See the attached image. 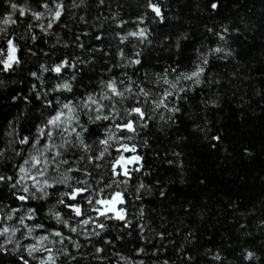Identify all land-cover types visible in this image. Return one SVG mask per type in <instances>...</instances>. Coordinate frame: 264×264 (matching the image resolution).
<instances>
[{
  "label": "snow or ice",
  "instance_id": "1",
  "mask_svg": "<svg viewBox=\"0 0 264 264\" xmlns=\"http://www.w3.org/2000/svg\"><path fill=\"white\" fill-rule=\"evenodd\" d=\"M3 3L7 7L0 14V22L6 26L0 28V85H4V77L10 78L22 70L26 63L24 52L31 57L48 59L38 61L35 68L27 72L34 81L30 85L33 97L24 96L23 100L28 104L32 99L38 101V115L30 117V126L23 130L18 127L23 114L15 121H9L11 130L5 133L9 139L0 148V192L6 190L12 198L6 203L0 196V257L10 256L15 264H58V257L63 258L60 264L73 261L79 264L78 256L86 254L80 252L81 244L72 234L83 236L89 244L97 237L101 245H112V240L103 237L102 233L112 226L110 221L120 228L133 225L128 212V205L133 201L140 202L136 205V228L141 239L147 242L144 233L152 230L151 218L143 202L151 195L166 200L167 192L163 187H156L160 185L159 180L155 184H146L139 178L150 173L144 170V156L139 152L137 141L148 147V136L156 127L153 114L167 112L169 115L161 114L160 120L165 125L174 124L177 114L182 111L179 101L187 100L188 94L197 88L203 90L204 85L222 83L218 75L209 74L210 56L226 61L235 59L239 53L221 46L209 48L207 53L196 49V62L189 70L180 71L181 43L177 40L174 45L169 44L170 37L166 36L159 47L166 51L174 47L177 60L160 73H150L147 67L154 59L150 50L153 41L146 27L116 32L119 44L125 47H117L113 54L97 45L89 47L81 40V36H91L92 40L102 42V30L95 34L82 30L79 34L74 33L70 42L54 32V25H63L70 31L64 17H71L70 9L82 5L89 7L86 0H79V3L72 0L71 4L66 0H29L26 5L17 0H3ZM94 4L99 10L111 7L109 0H94ZM142 6L146 11L137 17L140 24L145 23L149 12L154 22H165L167 17L159 0H146ZM223 6V0H208L207 10L210 14L219 13ZM21 17L25 19L21 20ZM42 18H46V23H39ZM79 21L88 25L85 16H80ZM125 23L120 20L116 28L122 29ZM12 26H23L25 31H9ZM37 28L39 33L35 31ZM207 31L224 43L233 34H241L238 25H221L219 31L207 27ZM53 35L56 36L55 43L48 45ZM129 38H134L135 42ZM42 45H48L49 50L45 51ZM58 50L62 54L57 58ZM155 59L158 62L164 57L157 53ZM97 63L100 68L96 80L88 76L85 83L87 72L97 71ZM17 99L12 95L13 101ZM211 105L215 106V101H211ZM211 140L218 144L222 137L212 135ZM212 146L216 147V144ZM244 151L251 155L249 149ZM173 155L180 157L182 153L174 152ZM166 162L170 166L183 167L182 161L169 159ZM182 207L185 215H192L191 205ZM45 208L47 210L41 216ZM52 220L55 225L50 223ZM246 227L240 224V228ZM258 227L264 229V218ZM64 228L69 234H65ZM156 235L164 241L168 233L165 230ZM187 235L192 236V233ZM65 240L75 253L64 246ZM57 243L62 247L54 252L49 245ZM92 247L94 253L87 255L103 261L105 248ZM145 252V247L136 249L137 255ZM116 255L120 260L128 259L119 253ZM254 256L252 250L245 249V260L252 261ZM192 259L191 255L187 257L188 261ZM212 259L222 261V256L216 252Z\"/></svg>",
  "mask_w": 264,
  "mask_h": 264
},
{
  "label": "trees",
  "instance_id": "2",
  "mask_svg": "<svg viewBox=\"0 0 264 264\" xmlns=\"http://www.w3.org/2000/svg\"><path fill=\"white\" fill-rule=\"evenodd\" d=\"M17 2L26 5L29 0ZM66 2L71 4L72 0ZM159 2L163 4L162 10L167 17L164 23L154 22L150 12L145 23H139L137 17L146 11L142 6L146 0H109L110 9L106 7L103 10L95 7L94 0H86L89 7L82 5L70 9L71 17H64L70 31L63 25H54V32L69 42L73 40L74 33L79 34L82 30L93 34L102 30V42L92 40L91 36H81V40L89 47L97 45L113 54L117 47H125L119 44L116 32L148 28L153 41L150 50L154 57L147 67L150 73H160L177 60L174 47L171 51L159 47L166 36L170 37L169 44L174 45L177 40L181 43L178 54L180 71L189 70L196 62V49L207 53L209 48L221 46L239 53L235 59L226 61L210 56L209 74L218 75L222 83L204 85L203 90L197 88L188 94L187 100L179 101L182 111L177 114L174 124L165 125L160 120L161 114L165 117L169 115L167 112L153 114L156 127L148 136V147L137 141L139 152L144 156V170L150 173L139 178L146 184H155L159 180L160 185L156 187H163L167 192L166 200L158 195L145 197L143 205L148 210L152 229L144 233L147 242L141 239L136 228V205L140 202L133 201L128 205L133 225L120 228L116 222L110 221L108 223L112 226L102 233L103 237L112 240V245H101L97 237H93L89 244L83 236L72 234L73 239L81 244L80 252L86 254L78 256L79 264H139L141 260L144 264H164L165 260L168 264H264V229L258 227L264 218V0H223L224 6L219 13L212 14L207 10L208 0ZM31 6L35 8V4ZM6 7L0 0V14ZM98 15L100 19H97ZM80 16L87 18L88 25L79 21ZM105 16L107 20L103 19ZM120 20L126 21L122 29L116 28ZM39 23H46V18ZM92 25L94 27H90ZM221 25H238L241 34H233L227 43L221 42L207 31V27L219 31ZM5 27L0 22V28ZM12 29L17 33L25 31L23 26H12L9 31ZM35 31L39 33L38 28ZM184 36L187 39H183ZM55 39L53 35L48 45L55 43ZM129 39L135 42L134 38ZM48 45H42L45 51L49 50ZM157 53L164 59L157 62ZM61 54L58 50L57 58ZM23 55L26 63L22 70L10 78L4 77L5 83L0 85V148L9 139L5 135L11 130L9 121H15L23 114L18 124L23 130L30 126L29 118L39 113L38 101L32 99V103L28 104L23 100L24 96L33 97L30 85L34 81L27 72L30 68L34 69L38 61L48 58L31 57L27 52ZM99 68L97 63V71L87 72L85 83L88 76L96 80ZM234 72L237 75L233 76ZM12 95L18 99L13 101ZM211 101H215V106L211 105ZM216 134L222 137L218 144L211 140V136ZM245 148L251 155L245 153ZM174 152L182 155L176 157ZM169 159L182 161L183 167L170 166L166 162ZM128 191L131 199V187ZM0 196L5 198L6 203L12 199L6 190L0 192ZM186 204L194 209L190 216L185 215L182 207ZM46 210L40 215L43 216ZM67 211L64 209L65 213ZM50 223L55 225L54 220ZM72 223L75 226V222ZM240 224L247 227L242 229ZM165 230L167 238L160 241L156 234ZM63 231L69 234L67 228ZM189 232L192 236L187 235ZM92 245L105 248L103 261L87 255L94 253ZM64 246L75 253L67 240ZM49 247H53L55 252L62 246L57 243ZM139 247H145L146 252L137 255ZM245 249L255 253L252 261L243 258ZM216 252L221 254L222 261L212 259ZM116 253L128 259L120 260ZM189 255L193 257L191 261L187 260ZM57 259L58 264L63 260L62 257ZM0 264H15V261L10 256L0 257Z\"/></svg>",
  "mask_w": 264,
  "mask_h": 264
}]
</instances>
